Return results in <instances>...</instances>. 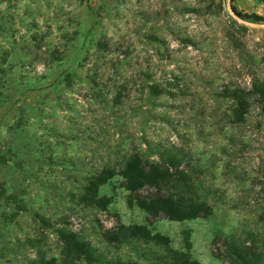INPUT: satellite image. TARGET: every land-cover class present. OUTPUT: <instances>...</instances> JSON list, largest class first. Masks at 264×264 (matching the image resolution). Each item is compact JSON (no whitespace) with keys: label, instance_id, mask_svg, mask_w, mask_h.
<instances>
[{"label":"rangeland","instance_id":"1","mask_svg":"<svg viewBox=\"0 0 264 264\" xmlns=\"http://www.w3.org/2000/svg\"><path fill=\"white\" fill-rule=\"evenodd\" d=\"M134 159L210 215L145 213L121 175ZM170 251L264 264V0H0V264H178Z\"/></svg>","mask_w":264,"mask_h":264},{"label":"trees","instance_id":"2","mask_svg":"<svg viewBox=\"0 0 264 264\" xmlns=\"http://www.w3.org/2000/svg\"><path fill=\"white\" fill-rule=\"evenodd\" d=\"M164 174L166 175L165 178L161 176L160 170L155 164L142 165L139 159L129 161L121 173L124 179V188L130 192L132 200L140 209L153 218L163 216L170 221H183L210 215L211 208L197 199H184L169 193H162V188L171 184L170 174L166 172ZM179 180L183 183V180ZM101 184H103V180L99 177L89 181L84 190L86 198L87 196L93 198ZM146 187L154 190L155 193L145 197L139 196V192ZM186 187L185 183L179 185V188L185 189ZM120 229L132 237L135 236L142 240H154L160 245L169 244L166 237L159 234L152 236L145 226L120 227ZM61 239L66 252L77 255L86 254L84 245L77 241L73 235H61ZM170 252L178 255V264H197L196 262H190L186 254Z\"/></svg>","mask_w":264,"mask_h":264}]
</instances>
